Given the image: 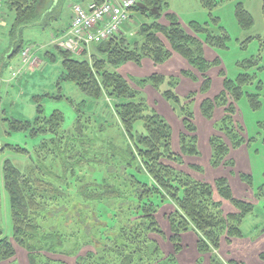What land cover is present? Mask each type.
<instances>
[{"label":"trees","instance_id":"obj_1","mask_svg":"<svg viewBox=\"0 0 264 264\" xmlns=\"http://www.w3.org/2000/svg\"><path fill=\"white\" fill-rule=\"evenodd\" d=\"M88 1L76 4L83 5ZM169 1L139 0L133 7L132 11L148 18V22L141 24L138 31L142 40L131 42L121 29L113 38L91 45L93 53L90 58L87 57L88 50L76 55L57 45L53 48L55 53H46L52 61L57 57L62 60L59 90L63 82H72L87 100L75 103L62 93L57 97L49 93L34 96V120L7 117L6 111H3L8 135L23 133L31 139L42 137V140L33 151L13 145L2 146L0 151L9 149L30 162L25 169L18 168L10 160L3 165L4 186L11 206L13 239L1 238L0 264H14L18 248L26 252L30 264H38L39 259L49 256L47 264H52L53 258L58 255L72 258L75 264H180L178 257L184 250V237L190 233L197 236V250L201 257L210 256V264H242L236 260L222 259L219 250L223 243L229 245L235 240L246 239L242 225L254 213L255 204L236 198L228 179L219 178L209 183L194 178L185 168L203 172L199 165L187 163L186 159L200 156L198 128L194 123V114L187 109L195 102L196 95H189L186 100L190 102L186 108L182 107L184 127L189 133L181 134L179 153L172 148L170 124L160 114L149 111L146 100L141 98L142 90L146 87L160 91L161 85L168 82L173 90L162 92L163 97L168 102L180 104L183 99L174 89L183 78H191L195 82L198 78L195 79V74L186 70L180 78H168L157 73L139 80L134 88L117 72V69L129 63L141 65L144 60H151L159 66L180 57L204 77L200 93H207L211 89L212 80L207 73L212 68L221 67V60L218 57L207 59L206 47L227 49L230 40L228 31L212 13L222 2L233 0H200L210 13L211 22H190V30L170 11ZM140 3L141 7H138ZM2 6L14 14V30L41 24L50 15L42 0H1V12ZM154 7L160 12L159 15L151 12ZM235 17L243 29L249 30L254 25L253 15L241 2L235 7ZM131 20L132 15L123 27ZM212 24L216 30H213ZM251 40L248 38L247 42ZM261 43L264 47V38ZM27 47L29 44L22 40L13 46L4 63V70L9 68L10 60L22 54ZM239 66L244 70L236 80L227 78L224 70H220L222 91L214 98L205 99L200 107L203 116L209 120L219 108H225L226 112L216 127L231 137H228L230 144L220 137L211 139V165L214 169L227 165L225 159L230 150L239 148L245 142L233 136L235 131L243 130L241 126L235 127L233 124L235 104L246 95L253 109L261 107L263 83L253 71H261V55ZM2 80L3 73H0V82ZM253 86L257 93H248L247 87ZM53 98L67 99L75 108L77 116L72 130L64 129L65 117L61 111H55L49 117L45 115L43 103L45 99ZM104 99L110 101L106 109H111L112 116L117 118L116 126L125 136L126 148H119L113 139L106 136L107 141L101 143L108 145L107 152L101 151L96 156H106L103 161L106 169L101 171L108 174V178L89 181L86 177L84 180L80 177L88 173L84 171L85 166L101 164L89 158L95 151V144L100 141L99 136L90 131L94 130V124H99L100 119V115L99 119H92L96 116L93 106ZM103 114L101 133L110 126ZM140 124L143 126L141 131L138 129ZM91 133L93 138L90 137ZM241 178L251 185V176L243 175ZM120 182H123L122 190L119 188ZM73 189H76L77 199L82 201L68 207L65 203L71 198ZM258 196H264V188L260 189ZM115 200H119L118 204L112 205L111 202ZM225 202L231 203L236 210H224ZM106 206L112 207L110 209L115 212L111 228L101 220L100 214L106 211ZM167 206L172 209L164 212L166 223H163L159 215ZM88 210L90 213H87ZM65 211L68 214L61 219L63 223L58 225L59 228L69 225L66 218L80 224L86 215L84 220L88 222L85 227L88 228L85 231L92 239L83 248L66 251L65 244L69 239L76 238L78 233L66 235L54 223L50 225L47 221L55 219L53 215L56 213ZM0 236H3L1 231ZM165 244L171 246L168 254L163 248ZM259 258L264 262V252L260 253ZM58 262L66 264L61 259ZM198 262L202 263L203 260Z\"/></svg>","mask_w":264,"mask_h":264},{"label":"rangeland","instance_id":"obj_2","mask_svg":"<svg viewBox=\"0 0 264 264\" xmlns=\"http://www.w3.org/2000/svg\"><path fill=\"white\" fill-rule=\"evenodd\" d=\"M83 2V0H42V5L46 9H49L50 15L46 20H43L41 24L27 27L22 29H13L15 23V17L13 13H9L11 19H9V25L5 26L6 33L0 38V73H3V80L0 86V143L1 146L13 145L21 146L33 151L34 147L37 146L41 140L31 139L23 133H14L11 135L7 134V124L3 121L5 117L3 111H6L7 117L23 119V120H34L36 117V104L34 101V96L52 94L59 96L62 93L66 98L70 99L75 103H80L87 100L86 96L82 91L72 82H63L61 84V89L59 90L58 82L59 77L63 72L62 60L57 57L55 61L48 56V52H54L53 48L57 45L55 42L59 39L56 36L58 33L64 31L69 27L72 22L73 17V6L76 3ZM243 3L245 8L253 15L254 25L251 29L246 30L241 28L235 17V7L237 3ZM170 11L175 13L183 26L189 29L190 22H198L200 24H205L211 22L210 13L205 9L200 0H170ZM264 0H233L225 1L219 4L217 8L213 11L212 15L215 18H219L221 26H223L230 35V40L227 44V49L215 50L206 47V58L209 60H214L215 58H220L221 67L212 68L207 75L212 80V87L207 93H200L202 82L204 77L197 71L194 70L190 65L186 66L185 70L194 74V78H198V81H193L196 88H193L191 92L182 87L179 84L175 89V93L178 94L182 100L180 104L174 102H168L162 95V92L170 90L171 87L167 83H164L160 87V91L154 89L151 86L146 87L142 90L141 98L146 100L148 110L155 111L167 120L172 128L173 134V151L175 153L180 152V136L181 134L189 133L184 127L183 114L184 111L182 107L186 108L187 101L186 98L195 94V102L191 104V107L187 108L194 114V123L198 128V143L197 147L200 152L198 157H189L187 163H194L202 168L203 172H197L194 170H189L185 166L187 172H189L194 178L209 183H213L215 179L226 178L229 180L231 188L233 190L234 196L238 199L245 200L255 204L256 208L254 213L249 215L243 222L242 229L245 233L246 239L235 242L230 249H233L232 256L234 258H242L245 264H264L262 260L256 256V252H264V196H258L261 188H264V47L262 46L261 40L264 38ZM132 20L129 24L122 28V32L131 42L142 40L138 31L140 25L148 22V18L141 16L138 12L132 11ZM213 30L216 27L212 24ZM190 30V29H189ZM55 35V36H54ZM248 38L252 39L247 42ZM28 43L32 48L33 53L37 54L41 61H36L39 63L35 66V72H27L26 75H22V78H13V71L23 70V73L27 71L26 65L23 63L22 54L15 55L10 60V66L8 69L4 70V63L7 61L9 52L12 47L15 46L20 41ZM58 46V45H57ZM88 50V51H87ZM87 51L88 58L92 56V48H88ZM84 51V52H85ZM55 53V52H54ZM261 55V71L253 70L258 75V79L263 83V91L260 93L261 107L259 109H253L249 103L247 96L245 95L241 98L236 105V114H234L233 124L235 127L241 126L242 131H235L233 136L237 138H242L245 142L239 148L231 149L229 156L225 159L227 165L221 166L214 169L210 163L213 156V148L211 146V139L214 137H220L224 142L226 141L230 144L228 139L229 136L225 132L220 131L216 127L219 125L223 118L225 117V108H219L214 113L212 119H207L201 113L200 107L202 102L207 98H214L223 89V78L220 77V70H224L225 76L231 80H236V78L243 72V68L239 66L242 62L250 60L251 58L258 57ZM145 61V60H144ZM151 61V60H150ZM184 61V60H182ZM41 63V64H40ZM185 64L187 62H184ZM167 64V63H165ZM179 61L174 59L173 62L169 63L167 67L173 68L175 66L179 67ZM37 65V64H35ZM164 65V64H163ZM173 65V67H172ZM175 65V66H174ZM182 65V64H181ZM188 65V64H186ZM158 74L167 75L171 77L168 73L170 68L163 66H156ZM191 67V68H189ZM175 69V68H174ZM114 71L113 69H110ZM155 70V69H154ZM252 71V74H253ZM126 80L135 88L138 85V81L153 74V68L147 62L143 63V66H139L133 63L125 64L117 69ZM182 75V72H181ZM180 78L181 76H175ZM203 77V78H202ZM191 78H187L190 80ZM181 83V81H180ZM181 86V87H180ZM173 90V89H171ZM248 93H257L255 86L247 87ZM187 92V93H185ZM110 101L104 99L93 106L96 113L94 118H98L100 115L99 124H94V130L90 131L99 136V142L96 143V148L94 153L90 154L89 158L96 159L101 164H93L90 166H85L84 171H87L86 175H82L80 178L88 177L89 181H101L103 178H108V174H104L102 169H106V165L103 161L106 156H96L97 153L101 151L103 153L107 152L108 145L106 146L101 141H107V138L114 140L115 144L120 147H125V136L118 126H116L117 118L113 117L111 114V109L108 111L106 109L109 106ZM113 104V102H112ZM230 104V103H229ZM45 115L47 117L51 116L55 111H61L64 114V129L72 130L76 121V110L73 105L67 99L53 98L45 99L44 103ZM104 113V114H103ZM106 116V121L109 123V128L106 132H100V123L103 117ZM94 121V120H93ZM223 126V124H222ZM140 131L143 126L138 125ZM92 133L90 137H92ZM109 133V134H108ZM239 133V135H238ZM232 136V137H233ZM93 138V137H92ZM231 138V137H229ZM225 142V143H226ZM101 152V153H102ZM109 157V156H108ZM6 160L13 162L15 166L21 169L28 167L30 162L27 158H24L9 149L0 152V231L3 236H0V240L3 237H8L13 239V223L11 218V206L10 199L4 186V176H3V165ZM84 174V172L82 173ZM251 176V185L247 181L242 180V176ZM123 182L119 183V188L122 190ZM76 189L71 191V198L65 203L68 207L73 204L82 201L77 199ZM119 200L112 201V205H117ZM106 211L101 212V220L109 225V228L113 226V217H115V212L110 209L112 207L106 206ZM224 210L227 212H234L236 209L231 203L225 202L223 206ZM172 208L167 206L162 210L159 217L164 223L165 215L164 212H170ZM87 213H90L88 210ZM68 214L67 211L56 213L53 215L55 219L47 220L50 225L54 223V226L58 230L63 231L66 235L71 233H78L76 238L69 239L65 244L66 251L71 249L83 248L84 244L89 242V235L86 233L85 223L88 220H84L82 223L77 224L76 220H71L66 218L68 226L58 227L63 223L62 218ZM59 217V218H58ZM56 218H58L56 220ZM91 219L93 221V216L91 214ZM90 222V221H89ZM49 225L48 222H44ZM58 223V224H57ZM57 225V226H56ZM63 226V225H62ZM165 227V226H164ZM55 228V229H56ZM168 227L166 231L168 232ZM95 231H93L94 236ZM192 238V237H191ZM186 237L185 243H188V248L186 249L187 260H193L196 257L193 248V240ZM245 242L249 245H246ZM244 243V245L242 244ZM224 245V244H223ZM167 245L163 246L166 251ZM191 246V247H190ZM18 248L17 259L14 264H30L26 252ZM83 253V251H82ZM217 253V252H215ZM223 258H229V254L223 252ZM209 259L208 256H203ZM50 256L39 259L38 264H47ZM183 257L181 261L182 264L186 260ZM63 260L66 264H75L72 258L66 259V257L55 256L53 258L52 264H61L60 261ZM227 261V260H226ZM205 262H208L206 260ZM193 264V263H192Z\"/></svg>","mask_w":264,"mask_h":264},{"label":"built area","instance_id":"obj_3","mask_svg":"<svg viewBox=\"0 0 264 264\" xmlns=\"http://www.w3.org/2000/svg\"><path fill=\"white\" fill-rule=\"evenodd\" d=\"M139 0H89L73 6L72 22L67 32L55 42L72 54L82 55L93 44L109 40L120 33ZM0 11V18H1ZM24 65L31 63V49L22 53ZM22 74L15 71L13 77Z\"/></svg>","mask_w":264,"mask_h":264},{"label":"crops","instance_id":"obj_4","mask_svg":"<svg viewBox=\"0 0 264 264\" xmlns=\"http://www.w3.org/2000/svg\"><path fill=\"white\" fill-rule=\"evenodd\" d=\"M1 1V0H0ZM10 12H8L7 10H5V8L2 6V17H1V19H0V38L3 36V34L4 33H6V31L4 30L5 29V26H7V25H9V19H11V16H10V14H9ZM68 28H66L64 31H62V32H60V33H58L56 36H62L65 32H66V30H67ZM55 36V35H54ZM32 56H33V64H30L28 67H27V71H25L23 74L24 75H26L27 74V72H35L36 71V69H35V66H38L39 65V63H37L36 61H41L40 59H39V57L37 56V54H35V53H33V50H32ZM174 59L176 60V61H179V67H177V66H175V67H173V65H172V67L173 68H170V67H167L168 66V64L169 63H171V62H173L174 61ZM183 59H181L180 57H174L171 61H169V62H167V64H164V65H159V66H163V67H167V69L168 68H170L169 70V72L168 73H170V76H178V75H181V72H183L186 68V66H189V64L188 63H186V64H188V65H186L184 62L185 61H182ZM144 62H147L148 64H150L151 66H152V68H153V74H157L158 72H157V70H156V68H158V67H156V65H154V63L152 62V61H150V60H145V61H143V63ZM143 63L141 64V65H139V66H143ZM35 64H37V65H35ZM41 64V63H40ZM182 64V65H181ZM175 68V69H174ZM189 68H191V67H189ZM155 69V70H154ZM152 74V75H153ZM23 75V76H24ZM163 75V74H162ZM165 76H167V75H165ZM21 78H22V76H21ZM181 84H183V85H181L182 87H184L185 89L184 90H188L189 92H191L192 91V89L193 88H196V86H195V84L193 83V82H191V80H187V78H183V81L181 82ZM180 86V87H181ZM185 93H187V92H185ZM210 163H211V161H210ZM186 237H188V238H191V240H193V242H194V246H193V248H194V252H195V254H196V257L193 259V260H187L186 258H185V256H186V249L189 247L188 246V243H185V239H186ZM244 240V239H243ZM239 242V241H242V240H235V241H233L231 244H227V243H223L224 245H222V248L219 250V256L222 258V259H224V260H236V261H238V262H240V263H242V264H245V262L242 260V258H234V256H232V251H234L233 249H230V246H232L235 242ZM243 245H244V243H242ZM245 244L246 245H249V244H247L246 242H245ZM165 245H167L166 247V253L168 254L170 251H171V246H170V244H165ZM164 245V246H165ZM191 247V246H190ZM184 248H186V249H184L183 250V252L179 255V257H178V260H179V263L180 264H182L181 263V261L183 260V257L186 259L184 262L185 263H189V264H210V256H209V259H207L206 257H201V255L198 253V250H197V236L194 234V233H190V234H187V235H185V237H184ZM223 252L224 253H226L227 252V254H229V258L228 259H226V257L225 258H223V256H221V255H223ZM260 253L261 252H256V256H258V258H259V255H260ZM200 259H202L203 260V262L202 263H199L198 261L200 260ZM260 259V258H259ZM206 260H208V262H205ZM261 260V259H260ZM264 263V262H263Z\"/></svg>","mask_w":264,"mask_h":264},{"label":"water","instance_id":"obj_5","mask_svg":"<svg viewBox=\"0 0 264 264\" xmlns=\"http://www.w3.org/2000/svg\"><path fill=\"white\" fill-rule=\"evenodd\" d=\"M138 7H141V3L138 5ZM151 12L154 14V15H159L160 14V12L157 10V8H152L151 9ZM0 86H1V82H0ZM1 149H2V146H1V143H0V151H1Z\"/></svg>","mask_w":264,"mask_h":264}]
</instances>
